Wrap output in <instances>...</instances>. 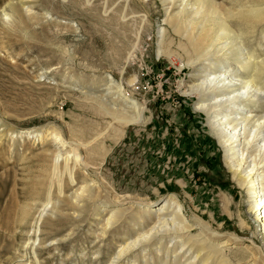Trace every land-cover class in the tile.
Segmentation results:
<instances>
[{
  "label": "rangeland",
  "instance_id": "1",
  "mask_svg": "<svg viewBox=\"0 0 264 264\" xmlns=\"http://www.w3.org/2000/svg\"><path fill=\"white\" fill-rule=\"evenodd\" d=\"M6 1L0 0V11ZM210 1L219 12L226 8L239 11L254 3L264 6V0ZM29 3L30 11L19 8L8 19L0 13V264H6L13 248L21 247L24 239L19 231L12 234L2 228L1 220L6 221L19 204L30 201L39 209L45 202L44 197L30 196L26 186L29 172L41 170L48 162L44 152L48 141L18 135L23 129L34 128H53L68 141L89 140L99 134L96 144L103 148L92 154L81 149V161L74 171L78 183L85 180L92 185L101 199L99 206L108 204L113 196L130 197L122 201V207L128 208L126 214L132 218L142 204L174 194L188 218L198 216L211 229L239 236L233 252L236 256H246L260 246L256 222L247 213L245 192L231 179L205 114L194 108L196 96L184 92L206 69L216 66L206 60L186 62L187 54L179 45L190 50L187 40L163 20L168 2ZM169 9L173 11L174 6ZM6 11L10 12L8 7ZM229 17L233 29L243 27L246 46L264 57V23L249 16ZM159 27L166 30L163 45L177 54L174 60L165 52L156 53ZM109 77L143 107L141 123H117L98 105L97 96L115 98L107 93ZM252 113L263 114L264 103ZM89 208L81 213L82 221L76 222L48 211L46 224L39 228L41 237L46 234L42 237L46 241L57 238L54 241L58 240L59 247L54 249L51 244L49 249H36L33 258L44 264H105L109 247L116 250L122 233L134 236V229L152 225L146 218L144 225L130 227L127 223L114 235L116 243L109 235L94 254L97 239L90 230L97 217ZM71 229L72 235L67 236ZM197 231V227L191 230L192 234ZM24 258L27 262L33 259L29 252Z\"/></svg>",
  "mask_w": 264,
  "mask_h": 264
},
{
  "label": "bare ground",
  "instance_id": "2",
  "mask_svg": "<svg viewBox=\"0 0 264 264\" xmlns=\"http://www.w3.org/2000/svg\"><path fill=\"white\" fill-rule=\"evenodd\" d=\"M165 1L169 5L163 20L173 30L181 33L190 46L188 50L184 44L179 45L187 54L186 62L193 64L206 60L209 65L216 66L211 70L206 69L184 92L196 96L194 108L205 114L206 123L223 151L224 164L231 179L244 190L247 213L256 222L255 233L259 236L261 245L249 251L246 256H236L233 252L237 247L235 245L240 242L239 236L211 229L198 216L188 218L184 214L183 204L174 194H169L153 204H142L140 210L132 213V218H128L126 214L128 208L122 207L125 203L122 201L130 197L113 196L108 204L104 202L105 204L99 206L101 199H98L92 185L85 180L78 183L74 172L81 161V149L92 154L103 148L101 143L96 144L99 134L95 133L89 140L68 141L53 128H34L23 129L18 135L44 137L48 141L44 151L47 152L48 162L41 166V170L29 172L26 186L30 196L44 197L42 201L45 199V202L39 209L30 201L19 204L12 209L13 213L7 216L6 221L1 220L2 228L12 234L19 231L21 237L24 236L21 247L18 245V248H13L6 264H44L33 258V251L49 249L51 244L54 249L59 247L56 244L58 240L54 241L57 238L52 236L51 240L46 241L42 238L46 234L41 237L43 234L39 228L43 229L47 222L44 220L45 215L50 211L54 216L60 213L66 218L72 217L70 220L75 222L82 221L81 213L86 207H90L93 215L97 217L96 226L90 230L94 239H97L94 254L102 249L100 244L104 243V238L110 235L111 241H115L114 235L127 223L132 224L130 227L142 223L144 225L146 218L152 224L147 229H142V226L140 230L131 229L134 233L131 237L122 233V240L118 242L116 250L109 247L111 252L105 259V264H138L139 261L150 264V260L151 264H264V113L258 116L252 113L255 107L258 108L264 103V57L255 55L254 50L246 46L243 27L238 25L236 31L227 20L234 15L238 18L249 16L264 23V6L258 7L255 3L252 4L256 7L243 5L244 9L241 7L242 10L236 9L234 11L237 12L233 13L232 8L219 12L210 0ZM29 2L30 0H7L0 13L8 19L19 8L30 11ZM171 6H174L173 11L169 9ZM6 7L10 12L6 11ZM165 31L164 27L158 28L156 53L158 55L165 52L174 60L177 54L163 45ZM107 90V93L115 96L113 100H107V96H97L95 100L112 120L120 124L141 123L143 107L137 100L127 95L111 77ZM67 188L71 189V193H65ZM240 225H244V221L240 220ZM193 227L199 229L196 234L191 232ZM71 233L72 229L66 235ZM27 252L33 258L28 262L24 258Z\"/></svg>",
  "mask_w": 264,
  "mask_h": 264
}]
</instances>
